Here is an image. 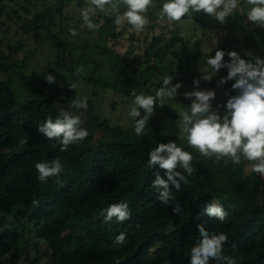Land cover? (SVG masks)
<instances>
[{"label": "trees", "instance_id": "16d2710c", "mask_svg": "<svg viewBox=\"0 0 264 264\" xmlns=\"http://www.w3.org/2000/svg\"><path fill=\"white\" fill-rule=\"evenodd\" d=\"M73 1L78 5L90 2L0 0V22L6 8L23 20L20 24L25 29L48 31L63 22L65 4ZM15 3L20 7L16 8ZM244 3L242 0L241 8L223 24L202 12H190L174 22L168 33L156 32L157 27H169L171 22L166 18L164 26L152 23L147 51L157 61L150 67L160 75L172 76L173 84L181 83L179 89L187 81L193 84L200 71L211 68L207 60L215 55L202 47L206 34H215L225 25V41L213 44L225 51L232 46L236 25L245 31L253 24L247 20L249 9ZM244 39L248 40L247 34ZM248 43L250 46L243 50L246 58L249 48L257 49L253 40ZM7 48L16 50L13 45ZM224 61L230 62L227 54ZM19 65L0 58V258L8 255L9 263L17 264L34 237L45 242L48 250L35 244L36 256L31 264H39L43 258L52 264H190L191 248L200 238L197 226L203 224L210 234L228 237L222 248L223 259L210 260L209 264H264V178L249 169L250 161L243 156L239 164L229 157H205L175 142L192 154L195 171L189 175L178 167L185 180L180 181L179 191L171 189L173 199L165 205L152 187L157 174L167 180L165 170L148 164V152L159 143L174 142L163 133L162 126L137 135L105 124V133L96 140L91 119L84 117L82 127L88 136L61 152L60 144L39 132L38 125L68 109L66 102L74 97L70 96L74 90L71 84L51 89L36 84ZM227 71L219 70L220 76L215 77L218 84ZM6 74L18 76L24 84L32 82L34 97L20 99L12 78L3 77ZM233 83L235 79L219 84L217 113L221 117L229 97L238 94L232 89ZM156 85L162 87L163 78ZM57 158L63 165L59 176L39 181L35 165ZM121 202L128 205L130 219L119 222L113 218L105 223L101 212ZM211 202L224 208L225 221L206 214L205 208ZM176 206L181 208L179 214L172 212ZM16 209L26 216L29 225L18 222L7 228V218ZM120 233L126 234L123 245L115 243Z\"/></svg>", "mask_w": 264, "mask_h": 264}, {"label": "clouds", "instance_id": "9594fccd", "mask_svg": "<svg viewBox=\"0 0 264 264\" xmlns=\"http://www.w3.org/2000/svg\"><path fill=\"white\" fill-rule=\"evenodd\" d=\"M251 7L247 11L249 21L255 23L257 27L264 28V0H246ZM126 6L122 15L117 14L115 24L123 27L126 22L136 32L144 30L148 19L145 15L148 9L154 6V0H90V6L80 9V15L84 24L89 30H96L97 25L92 22V17L96 10L108 14L109 11L119 12V4ZM239 7V0H165L159 11L160 18L169 22H179L190 12L204 13L210 17H215L221 24L226 22V18L233 14ZM72 36L77 33L74 29H69ZM225 52L217 50L214 57L207 60V64L216 73L221 68H227V76L221 78L219 84H226L235 79L232 89L238 94L229 97L226 103V113L221 117L212 110V100L216 93L213 90H193L185 92L184 96L190 99V109L182 113V118L178 122L179 128L186 138L187 144L197 150L205 157H229L239 164L241 155L252 163V171L264 176V58L254 57L245 60L235 51L227 52L230 62H225ZM251 56V53H248ZM81 71V70H78ZM49 84L55 83V76L47 74L45 77ZM205 81L211 76L204 75ZM173 77L166 75L163 77V86L155 95L131 93L134 100L130 106L128 116L135 121V133L141 135L154 114L155 105H165V98L173 99L177 91L181 88V83H172ZM200 81L194 80V88L199 87ZM76 88L75 84L69 86ZM87 99L76 98L71 101V109H87ZM143 110V115L141 113ZM139 118V119H138ZM81 115L75 111L62 109L53 120L51 116L38 125V131L43 133L49 140H56L60 144V151L64 152L70 145L83 141L88 136V131L82 127ZM26 143V141H21ZM193 156L190 152L178 147L175 142L159 143L148 152L149 167L159 165L165 170L167 180L160 175H156L152 187L157 190V199L168 205L173 199L171 189L174 187L180 190V181L185 177L177 171L178 167L191 175L195 169L192 166ZM38 171V180L47 182L49 177L59 176L63 170L61 161L53 159L50 162H40L35 165ZM171 185V187H170ZM38 204V201H33ZM174 214H179L181 208H172ZM205 212L209 217H215L223 222L227 218L224 208L218 203L211 202ZM104 222H110L113 218L123 222L130 219L129 207L126 203L110 205L101 212ZM199 240L191 248L190 264H209L210 260L220 261L222 257L223 244L228 237L223 234H210L203 224L198 225ZM126 239L125 233H120L115 243L123 245ZM229 264H232L229 261Z\"/></svg>", "mask_w": 264, "mask_h": 264}, {"label": "rangeland", "instance_id": "374dc122", "mask_svg": "<svg viewBox=\"0 0 264 264\" xmlns=\"http://www.w3.org/2000/svg\"><path fill=\"white\" fill-rule=\"evenodd\" d=\"M241 1L239 0V4ZM243 1L249 9L250 5L246 0ZM164 2L165 0H154V6L145 13L148 24L139 33L126 22L123 27L119 28L115 24L116 15H122L126 9L122 3L118 6V13L109 11L108 14H105L96 10V14L91 18L92 22L97 25L96 30H89L80 15V9L90 6V2L83 5H78L74 1L67 2L63 12V22L48 31L25 29L20 24L23 20L16 17L14 12L9 13L10 9L5 8V14L1 17L0 22V41L3 43V47L0 46L1 61L18 62L20 69L29 76L30 80L36 84H43L48 89L56 86L61 87L64 84H75L74 93L70 96L86 98L88 107L86 110H73L71 109L73 98L67 99L66 97V104L69 108L64 109L75 111L77 115H81V118L91 119L94 139H101L105 133V124L110 127L120 126L136 134L135 121L128 116L134 100L131 93L135 91L137 94L154 96L160 88L156 85L157 81L165 76L156 73L153 67H150L157 60L147 51L148 43L152 40L151 24L157 21L164 26L167 22L159 16L160 8ZM10 5L14 6V2H10ZM15 6L16 8L20 7L16 3ZM239 7L241 8V5ZM29 11L32 13V10ZM23 14L28 15L26 12ZM173 26L174 22H171L167 28L166 26L164 28L157 27L156 32L168 33L170 27ZM224 27L225 25L215 34H206V38L202 42V47L206 52L219 50V47L213 44L225 41ZM235 27L236 29L231 35L232 46H229L224 52L227 54L229 51H235L245 60L254 57L264 58V28H261L257 33L256 29L260 27H257L255 23L249 25L248 30L245 31L238 25ZM70 28L76 31L75 36L69 32ZM246 34L248 40L244 39ZM251 40L254 41L257 49L249 48L247 53H251V56L247 54L246 58L243 50H246V46H250L248 41ZM62 42L64 43L61 44ZM8 45H13L16 50L10 51L7 48ZM147 67L149 68L147 69ZM47 74L55 76V83L49 84L46 81ZM172 75L174 78L176 77L174 73ZM204 75L211 76V79L205 81ZM217 76H220L219 71L215 73L211 68L204 69L197 74V79L200 81L198 88H194L193 84H189L190 82L187 81L183 89H178L175 98H165L163 107L157 101L154 114L150 117L144 130L162 126L163 133L174 142L182 146H189L178 124L182 113L190 109L192 102L184 96V93L193 90L215 91L216 96L211 104L212 110L218 112L220 88L218 81L215 80ZM3 77L12 78L13 86L20 99L34 97L35 91H33L32 82L27 81L24 84L18 80L16 75L6 74ZM141 113L143 115V110ZM252 163L250 162L249 169H252ZM262 177L264 178V176ZM18 222L26 226L29 225L26 216L16 209L7 218V228H13ZM35 244H39L42 250H48L45 242L32 237L26 244L27 247L22 251L21 259L17 264H31L36 256ZM0 264H10L9 256H2ZM39 264L52 263L48 258H43Z\"/></svg>", "mask_w": 264, "mask_h": 264}]
</instances>
